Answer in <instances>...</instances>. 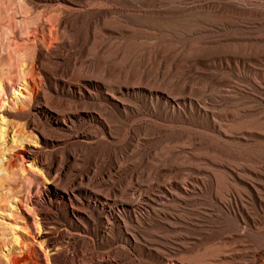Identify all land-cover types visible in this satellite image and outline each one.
Here are the masks:
<instances>
[{"label": "rangeland", "instance_id": "1", "mask_svg": "<svg viewBox=\"0 0 264 264\" xmlns=\"http://www.w3.org/2000/svg\"><path fill=\"white\" fill-rule=\"evenodd\" d=\"M0 116V264H264V0H0Z\"/></svg>", "mask_w": 264, "mask_h": 264}, {"label": "bare ground", "instance_id": "2", "mask_svg": "<svg viewBox=\"0 0 264 264\" xmlns=\"http://www.w3.org/2000/svg\"><path fill=\"white\" fill-rule=\"evenodd\" d=\"M15 94L16 95H21V93L19 92V91H17V90H15ZM1 117V116H0ZM3 120H1V122L3 121H5L4 120V118H2ZM5 123V122H4ZM0 126H2V125H0ZM5 126V125H4ZM6 127H1V129H0V138H2L3 140H5L4 138H5V136H6ZM4 160V159H3ZM13 165L12 164H8V162L7 163H5V162H3V161H1L0 160V172L2 171V173L0 174V203L3 201L2 199L3 198H7L8 197V195L7 194H9L8 192H7V190L9 189V188H11L12 187V183L13 182H10V180H12L11 178V176H10V173H12L11 172V170L13 169V167H12ZM16 172H17V170H16ZM14 176V175H13ZM17 176V175H16ZM18 178V177H17ZM16 181V180H15ZM10 196V195H9ZM2 200V201H1ZM5 200V199H4Z\"/></svg>", "mask_w": 264, "mask_h": 264}]
</instances>
